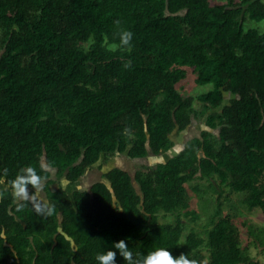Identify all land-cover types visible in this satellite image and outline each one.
<instances>
[{
	"label": "trees",
	"instance_id": "1",
	"mask_svg": "<svg viewBox=\"0 0 264 264\" xmlns=\"http://www.w3.org/2000/svg\"><path fill=\"white\" fill-rule=\"evenodd\" d=\"M249 20L264 0H0V264H262L221 201L225 186L264 209V30ZM189 68L212 87L183 94ZM203 116L218 132L166 161L60 183L167 151ZM196 179L219 193L210 226L185 234ZM40 181L56 204L14 195Z\"/></svg>",
	"mask_w": 264,
	"mask_h": 264
},
{
	"label": "rangeland",
	"instance_id": "2",
	"mask_svg": "<svg viewBox=\"0 0 264 264\" xmlns=\"http://www.w3.org/2000/svg\"><path fill=\"white\" fill-rule=\"evenodd\" d=\"M218 0H212L213 3ZM247 26H256L260 30H264V20L255 21L249 20ZM196 73L192 68H189L188 74L178 85L183 94L197 95L202 92L209 90L212 84H197L195 82ZM235 96L230 92H224L223 104L228 103L230 98ZM196 106L200 104L196 101ZM222 105L219 107H212V111L220 110ZM210 129L205 123V116L201 119L193 118L192 123L187 126L184 130H174L171 133V137L175 140V145L167 151H162L158 155L149 154L146 157H130L127 151L123 153H117L110 157L108 160L99 159L86 173L75 183H69L66 178H62L60 183L66 187L70 193L74 188H89L90 185L96 180H104L108 182L102 174L113 167H121L128 170L133 175L138 168H142L143 165H153L160 161H166L170 156L178 153L183 147L187 139L200 135L201 130ZM217 133V129H210ZM54 173V170L51 169ZM199 183V185H198ZM209 180L207 179H196L189 185V193L191 195V206L198 212V218L196 221H192L185 217L184 220L187 224L185 234L190 229H195L198 232H204V230L210 226L212 221V212L217 203V195L219 192L214 189H219L218 184L212 188L208 186ZM4 181L0 182V188L6 187ZM57 184H52V188H55ZM195 186L201 187L207 191L198 192L194 188ZM223 194L221 201L223 203L222 208L224 213H231L234 216V220L240 228L242 244L247 246L250 254L255 256L264 264V209L261 207L249 208L244 204L242 192H231L227 187L223 186ZM221 190V191H222ZM14 195L18 200L23 198L33 199L35 196L43 198L47 203H57L52 199H49L44 188V181H40L34 188L30 187H19L13 190ZM173 216L162 213L160 219L169 220ZM250 229H254L257 232V237L250 235ZM259 236V237H258Z\"/></svg>",
	"mask_w": 264,
	"mask_h": 264
}]
</instances>
